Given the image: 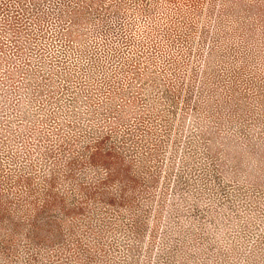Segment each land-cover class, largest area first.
Here are the masks:
<instances>
[{
  "label": "rangeland",
  "instance_id": "obj_1",
  "mask_svg": "<svg viewBox=\"0 0 264 264\" xmlns=\"http://www.w3.org/2000/svg\"><path fill=\"white\" fill-rule=\"evenodd\" d=\"M0 264H264V0H0Z\"/></svg>",
  "mask_w": 264,
  "mask_h": 264
}]
</instances>
